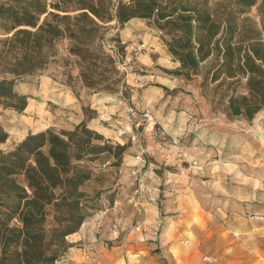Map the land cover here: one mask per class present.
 I'll use <instances>...</instances> for the list:
<instances>
[{"label": "rangeland", "instance_id": "obj_1", "mask_svg": "<svg viewBox=\"0 0 264 264\" xmlns=\"http://www.w3.org/2000/svg\"><path fill=\"white\" fill-rule=\"evenodd\" d=\"M55 1L41 4L48 12ZM127 1L101 0V8L114 15L119 2ZM166 1L167 10L176 13L183 8L206 10L219 26L217 36L232 30L236 40L264 42V0ZM47 12L39 23L50 19ZM149 22L160 47L140 63L141 50L127 51L120 42L116 18L99 21L102 37L92 39L93 44L109 55L107 42H113L117 55L97 80L116 89L94 91L81 82L77 95L82 94L79 100L86 103L84 118L94 113L85 94L109 97L100 103L109 115L101 121L105 125L116 119L117 127L112 137L101 134L125 149L118 164L116 159L88 162L90 179L82 188L56 192L38 215L36 231L43 236L44 254L57 245L52 229L80 218L77 230L65 236L71 245L54 264H67L70 256L84 254L101 257V264H264V107L250 121L227 116L223 105L212 109L200 86L206 64L197 73H174L180 62L170 47L178 49L183 35L153 17ZM11 34L0 27V79L9 76L19 54L17 41L9 40ZM90 39L84 35L85 43ZM76 42L66 33L55 38L44 68L17 77L14 89L23 94L34 77L44 73L65 86L80 81V59L69 51ZM25 95L28 104L22 111L0 104V128L7 134L0 142L2 152L12 150L28 133L74 128L44 127L31 109L33 96ZM122 108L128 117L124 121L118 113ZM178 113H183L181 119H176ZM4 196L5 188H0V199L10 204ZM145 208L154 214L150 217ZM2 210L0 264H20L21 240L10 231L18 221L7 220Z\"/></svg>", "mask_w": 264, "mask_h": 264}, {"label": "trees", "instance_id": "obj_2", "mask_svg": "<svg viewBox=\"0 0 264 264\" xmlns=\"http://www.w3.org/2000/svg\"><path fill=\"white\" fill-rule=\"evenodd\" d=\"M167 3L166 0H128L119 2L112 15L101 8V0H57L50 3L53 10L48 12L41 0H0V27L12 32L9 40L17 41L19 51L8 69L9 76L0 79V104L16 111L26 107L27 95L14 89L16 78L44 68L54 39L64 33L79 42L72 44L69 51L80 59L82 84L94 91L116 89L97 80L104 77L107 65L114 61L112 52L105 54L100 45L93 44L94 38L102 37L99 21L114 17L121 26L132 17H153L155 22H163L162 27L171 24L183 35L178 49L170 47L180 62V69L174 73H185L183 70L197 73L206 64L200 86L212 109L218 110L223 105L227 116L252 120L264 107V42L254 38L236 40L232 30L217 36L219 26L206 10L193 8L185 12L183 8L176 13L167 10ZM45 12L50 19L39 23L40 15ZM73 12L76 13L72 15ZM84 35L91 37L89 42H84ZM90 117L86 116L72 130L57 132L47 128L28 133L12 150H0V188H5L4 197L10 200L7 204L1 198L0 210L6 209L7 220L18 221L10 231L21 240L20 264H54L60 258L71 245L65 236L77 230L81 219H72V225L52 229L57 245L46 255L43 236L36 231L41 219L38 215L53 202L56 192L71 193L82 188L90 179L88 162L116 159L118 164L121 159L125 145L113 143L89 128ZM6 137L0 128V142ZM2 223L0 214V229Z\"/></svg>", "mask_w": 264, "mask_h": 264}, {"label": "crops", "instance_id": "obj_3", "mask_svg": "<svg viewBox=\"0 0 264 264\" xmlns=\"http://www.w3.org/2000/svg\"><path fill=\"white\" fill-rule=\"evenodd\" d=\"M118 37L120 42L124 45V48L127 51H132L135 49L139 51L138 60L140 63L146 61L150 55L152 49H157L160 47L158 43V37L156 32L153 31V28L150 25L149 19L132 17L125 21L120 28L118 29ZM166 58L169 57L165 54ZM142 61V62H141ZM178 64H175L177 66ZM78 85H81V81H76L73 86H65L59 83L56 80H53L48 76L47 73L42 75H37L33 79V83L27 86V90L21 91L23 94L30 93L36 103H30L32 111H36V115L43 119L42 125L44 127L54 126L58 124L59 126L66 127L68 129L73 128L82 120H84V114L82 111L83 101L79 100L82 97V94L77 95ZM85 97L88 98L87 103L89 107L94 110L92 117L89 118L87 124L94 130L102 133L105 136L112 137L115 133L113 127H117L115 122H118L116 119L109 120L104 123L101 121L106 117H109L107 112L102 108L101 101L107 100L109 97H100L96 93L85 94ZM28 104V102H27ZM26 104V107H27ZM125 108H122L118 113L122 114V121L126 120L128 117L125 115ZM183 113H178L176 119L182 118ZM33 116V115H32ZM175 118V114H172ZM133 163V161H130ZM135 172V170H132ZM150 173L149 175H151ZM155 178L157 175L152 174ZM150 208H145L146 213L151 217L154 213L147 212ZM67 259V264H101L102 258H89L87 255L83 256H70Z\"/></svg>", "mask_w": 264, "mask_h": 264}, {"label": "built area", "instance_id": "obj_4", "mask_svg": "<svg viewBox=\"0 0 264 264\" xmlns=\"http://www.w3.org/2000/svg\"><path fill=\"white\" fill-rule=\"evenodd\" d=\"M107 46L109 47V50L113 53V55H117L116 54V47L113 44V42H107ZM121 134V132H119Z\"/></svg>", "mask_w": 264, "mask_h": 264}]
</instances>
